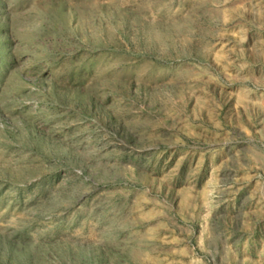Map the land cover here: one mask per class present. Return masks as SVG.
<instances>
[{"label":"rangeland","instance_id":"obj_1","mask_svg":"<svg viewBox=\"0 0 264 264\" xmlns=\"http://www.w3.org/2000/svg\"><path fill=\"white\" fill-rule=\"evenodd\" d=\"M0 264H264V0H0Z\"/></svg>","mask_w":264,"mask_h":264}]
</instances>
